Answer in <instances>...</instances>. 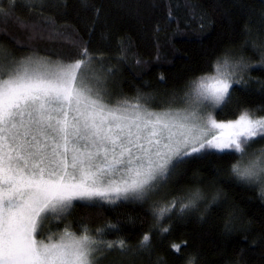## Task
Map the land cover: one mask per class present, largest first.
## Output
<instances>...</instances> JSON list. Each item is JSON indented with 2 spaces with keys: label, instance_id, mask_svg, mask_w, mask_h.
Instances as JSON below:
<instances>
[{
  "label": "trees",
  "instance_id": "trees-1",
  "mask_svg": "<svg viewBox=\"0 0 264 264\" xmlns=\"http://www.w3.org/2000/svg\"><path fill=\"white\" fill-rule=\"evenodd\" d=\"M32 2L39 7L19 0L12 18L0 23V54L75 61L87 48L106 103L139 99L158 112L185 107L192 83L228 58L243 67L215 119L235 120L245 110L264 117V0ZM0 6L9 11L7 0ZM256 141L250 152L264 148V138ZM235 160L209 154L176 161L146 199L77 201L66 220L45 232L79 236L86 228L98 242L124 241L123 251L106 252L111 264H264V199L231 174ZM195 190L202 198L181 211ZM169 202L175 206L158 218ZM145 235L148 246L141 247Z\"/></svg>",
  "mask_w": 264,
  "mask_h": 264
},
{
  "label": "snow or ice",
  "instance_id": "snow-or-ice-1",
  "mask_svg": "<svg viewBox=\"0 0 264 264\" xmlns=\"http://www.w3.org/2000/svg\"><path fill=\"white\" fill-rule=\"evenodd\" d=\"M17 3L7 0L8 12L0 6V23L12 18ZM28 7L39 5L28 0ZM80 56L53 61L0 54V264H96L97 251H123L124 241L98 242L86 228L79 236L45 230L67 219L73 201L143 199L170 165L174 170L173 160L235 156L231 174L264 199V148L249 151L264 138V117L245 110L218 122L211 115L230 100L243 65L217 60L213 74L192 83L185 107L157 112L139 99L106 103L93 56L87 48ZM201 198L199 190L190 191L181 211ZM174 206L160 207L158 218ZM148 240L145 235L141 247Z\"/></svg>",
  "mask_w": 264,
  "mask_h": 264
},
{
  "label": "rangeland",
  "instance_id": "rangeland-1",
  "mask_svg": "<svg viewBox=\"0 0 264 264\" xmlns=\"http://www.w3.org/2000/svg\"><path fill=\"white\" fill-rule=\"evenodd\" d=\"M31 56H33V55H31ZM36 56V55H35ZM38 57H40V56H38ZM53 61H55V60H53ZM92 66V65H91ZM92 68H93V66H92ZM94 69V68H93ZM111 105V104H110ZM222 107V106H221ZM220 107V108H221ZM220 108H218V109H216V110H214V111H211V115H213L214 116V118H215V114H216V112L220 109ZM158 112V111H157ZM251 114V113H250ZM217 120V119H216ZM218 122H228V121H219V120H217ZM232 121V120H231ZM176 162V160H173V162H172V164H174ZM171 168H172V166L170 165L169 166V172H170V170H171ZM169 174V173H168ZM167 174V175H168ZM167 175L163 178V179H158V181H157V187L152 191V192H150L148 195H146L143 199H146L148 196H151V195H153V194H155V193H157L159 190L158 189H160L162 186H163V182L165 181V178L167 177ZM158 190V191H157ZM143 199H140V200H143ZM128 200H135V199H128ZM74 202H77V201H73V203ZM80 202H88V201H80ZM60 233H63V232H60ZM60 233H56V234H60ZM56 234H54V236L56 235ZM78 236V235H77ZM100 247L103 249V246L102 245H100ZM109 250H107V249H104V250H101V251H97L96 253H95V256H96V264H111V261H109L108 259H109V254H107L106 252H108Z\"/></svg>",
  "mask_w": 264,
  "mask_h": 264
}]
</instances>
